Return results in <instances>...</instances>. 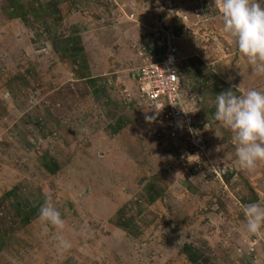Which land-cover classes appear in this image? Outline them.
Wrapping results in <instances>:
<instances>
[{"label":"rangeland","instance_id":"obj_1","mask_svg":"<svg viewBox=\"0 0 264 264\" xmlns=\"http://www.w3.org/2000/svg\"><path fill=\"white\" fill-rule=\"evenodd\" d=\"M39 1L56 3L58 14L44 24L78 39L82 50L75 57L55 50L43 18L8 19L2 7L10 0H0V232H24L1 196L32 184L33 195L39 189L71 202L67 233L49 226L56 239L44 238L49 231L31 239L32 248L45 243L38 263L61 262L94 244L76 261L190 264L182 253L189 244L204 264H264V230L249 234L243 211L264 204V162L242 169L232 133L209 110L214 85L226 82L237 95L264 91V75L225 33L219 0ZM162 29H179L183 94L203 134L195 146L185 136L176 144L164 137L156 109L137 90L144 47ZM199 60L217 78L203 68L194 78ZM46 151L55 172L38 167ZM149 188L160 193L153 202ZM118 208L132 218L134 235L116 226ZM61 236L73 244L67 251L57 248ZM13 253L0 252V264L26 263Z\"/></svg>","mask_w":264,"mask_h":264},{"label":"clouds","instance_id":"obj_2","mask_svg":"<svg viewBox=\"0 0 264 264\" xmlns=\"http://www.w3.org/2000/svg\"><path fill=\"white\" fill-rule=\"evenodd\" d=\"M219 5L225 33L247 58L252 70L264 75V5L259 0H219ZM214 119L232 133L237 163L242 169L254 171L258 162H264V91L250 89L241 95L232 89L221 92L216 96ZM243 211L247 232L261 235L264 204H245ZM38 219L43 222L45 232L49 226L56 230L66 226L50 198H45L40 206ZM71 247L69 240L57 237L59 250L67 251Z\"/></svg>","mask_w":264,"mask_h":264},{"label":"built area","instance_id":"obj_3","mask_svg":"<svg viewBox=\"0 0 264 264\" xmlns=\"http://www.w3.org/2000/svg\"><path fill=\"white\" fill-rule=\"evenodd\" d=\"M176 39L169 29L154 32L134 78L140 99L156 109L164 137L176 144L180 136H185L187 143L195 146L203 142V134L184 98Z\"/></svg>","mask_w":264,"mask_h":264},{"label":"crops","instance_id":"obj_4","mask_svg":"<svg viewBox=\"0 0 264 264\" xmlns=\"http://www.w3.org/2000/svg\"><path fill=\"white\" fill-rule=\"evenodd\" d=\"M120 125H122L121 122L118 123L117 125H115L112 128V131L113 132L120 131V127H121ZM26 145H27V147H25L24 149L26 152H28V151H30L29 150L30 148H29L28 144H26ZM48 154H49V151H46L45 153L42 154V156L37 157L36 160H38V162L40 163L38 165V167L43 166L49 172H55V168H53V166L49 165L50 162L51 163H53V162L49 160ZM36 178H37V176H36ZM37 181H39V178ZM33 188H35V186L32 184H29L28 186H23L20 183H18L17 185H13V187H11L9 190L5 191V193L7 195V198L5 199V201H7V203H8V208L11 209L10 210L11 213H13V215H15L17 217V222L20 225L21 230H24V232L21 233V231H20L16 235L12 234L10 241H6L3 244V246H2V241L0 240V245H1L0 246V252H2V251L11 252V253L16 252L18 254H15V253H13V254H15L17 261L20 257H22L21 260H19V261L21 263H24L26 261L25 264H86L80 260L76 261L75 257H80V254H79L80 252L89 253V250H90V252L92 253V249L94 247H96L94 244H92V245L89 244L90 249H87L88 246L86 244L83 246L84 249H72L71 254L68 257H67V255L65 256V258H67V259H63L61 262H59L58 260H54L53 262L52 261L45 262V260H44L43 263L42 262L38 263V261L43 258V255H46V253H44L45 251L42 252L40 250V246L45 247V245H44L45 243L42 245L39 244V246L32 248L31 247V245H32L31 239L36 238L39 241H41L40 238L42 237L41 235H43V232H44V224H43V222H41L38 219L40 206L44 203L45 198H50L51 201L53 202L54 206L59 211L63 212L62 218L65 220L68 216H70L68 213H66V215H65L64 212L66 210L70 211L69 208H70L71 202L68 201V199L66 201V199L63 196L57 197V198H52L51 196H46L45 193H43L39 189H37V190L35 189L37 192L34 193V195H33L30 192ZM29 189H31V190H29ZM64 203L67 204V207L65 205H63V206L60 205V204H64ZM64 217H66V218H64ZM65 225H66L65 226V228H66L65 233H67L68 225H67L66 220H65ZM60 231L61 230H57V235H58V233H60ZM52 232H53V230L49 229L48 234L46 236H44L45 239L47 237V241H50L52 239H56L50 235V234H52ZM0 235H1V232H0ZM105 237H107V236H105ZM112 240L114 241V239H112ZM51 246H53V245H51ZM12 248L15 249V251H13ZM70 256H72V259ZM92 256H94V255L92 254ZM24 257H25V259H24ZM50 259H51V257H48V260H50Z\"/></svg>","mask_w":264,"mask_h":264},{"label":"trees","instance_id":"obj_5","mask_svg":"<svg viewBox=\"0 0 264 264\" xmlns=\"http://www.w3.org/2000/svg\"><path fill=\"white\" fill-rule=\"evenodd\" d=\"M56 3L54 1H49L46 3H42L39 0H36L35 4H28L27 6L20 2L19 0H10V3L7 6H3V10H4V14L8 19H12V18H20L21 20L28 22L29 17L31 16L34 20H39L42 19V23L43 25L46 26V28H48V32H49V38L52 40L54 46H55V50H59L61 52H63L65 55H71V56H76L78 52H80L82 50V47L78 46V44H76V42H78V39H74V38H70L67 36H61V35H57L56 34V25H50L49 27L47 26V20L44 18H51L54 17L56 14H58V10L56 8ZM45 21V22H44ZM175 34L179 33V29H173L172 30ZM199 65L198 67H196V71H195V77H202V72H201V68H203L205 70V72L207 74H210L212 77L217 78V74H215L214 72H212L209 68H207L205 66V64L202 61H198ZM136 73V72H135ZM134 73V76H135ZM180 74V71H179ZM204 82H206V79H203ZM220 86H215L213 90L210 93V96L216 100V96L218 94H220L221 92H225L229 89H232L235 91L234 87H232L230 84L221 81ZM237 93V92H236ZM212 113L215 112V107L212 106L209 109ZM50 166H53V168L56 167V165L54 163L49 164ZM47 166V165H46ZM230 176V174L228 175ZM228 179V178H226ZM149 202H153L156 200V198L158 196H160V193L158 191L153 190L152 188H149ZM1 198L3 200H5L7 198L6 193H4ZM117 222H116V226H118L119 228L123 229L124 231H126L128 234L134 235L133 230L131 229L132 227V218H123L122 216V209L118 208L117 211ZM15 217V220L17 221V217L15 215H13ZM11 235L8 232H5L4 234L1 233L0 235V240L2 241V246L6 241H10L11 239ZM1 246V245H0ZM182 253L186 256L187 260L190 262V264H204L202 260V255L200 253V251L198 249H196L195 247H193L192 245L189 244H185L182 247Z\"/></svg>","mask_w":264,"mask_h":264}]
</instances>
